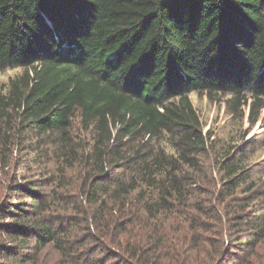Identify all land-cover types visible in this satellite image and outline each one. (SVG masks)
<instances>
[{
    "label": "trees",
    "instance_id": "16d2710c",
    "mask_svg": "<svg viewBox=\"0 0 264 264\" xmlns=\"http://www.w3.org/2000/svg\"><path fill=\"white\" fill-rule=\"evenodd\" d=\"M9 68L21 72L0 84L2 166L17 153L38 166L52 158L61 172L81 165L96 223L106 207L115 214L102 220V237L125 234L134 254L162 246L148 264H189L157 228L168 214L191 211L195 247L205 203L220 205L211 192L200 197L206 138L190 98L229 95L235 107L252 99L251 113L263 106L264 0H0V71ZM75 117L90 141L72 135ZM239 154L219 163L218 201L229 198L235 225L252 226V245L264 237V200L250 205L258 189L234 197L251 171L235 162ZM51 177L18 186L26 201L11 192L17 201L1 213L14 218L6 232L16 240L0 244L1 255L28 261L29 240L68 256L82 245L67 241L79 221L67 224L55 212L58 192L43 190ZM134 219L146 238L127 235Z\"/></svg>",
    "mask_w": 264,
    "mask_h": 264
},
{
    "label": "rangeland",
    "instance_id": "374dc122",
    "mask_svg": "<svg viewBox=\"0 0 264 264\" xmlns=\"http://www.w3.org/2000/svg\"><path fill=\"white\" fill-rule=\"evenodd\" d=\"M20 72V68L0 71V84ZM190 100L206 138L204 156L201 157V162L204 164V177L201 181L204 187V196L200 197L205 201L207 200L206 192H211V199L220 205L217 207L214 204L205 203L208 211H205L202 220L204 230L196 229L201 239L196 240L198 243L195 247H193V240H189L191 232L188 231L190 228L187 224V218L194 214L191 211H183L182 215L168 214L160 219L162 223H158L157 230L170 241L171 251L174 248L184 259L190 258L189 264H264V237L255 244L247 243L245 238H249L250 231H253L252 226L240 223L235 225L236 222L231 221L233 215L231 212L234 208L228 203L229 198H226L222 203L218 201L221 177V173L218 172L219 163L232 155L236 157L240 153L235 162L240 161L242 167L251 169V171H249L250 175L246 184L236 190L234 197L240 199L252 192H255L254 195H256V189H258L262 193L259 194L261 197L250 205L256 207L263 203L264 145L260 141L264 139V103L262 107H259V103L256 104L255 111L251 113L252 99H242L237 107L232 105V98L229 95L223 94L211 97L193 94ZM72 126V135L76 140L80 137L85 138L84 141H90L89 133L81 129L78 117L74 118ZM81 143L79 142V144ZM46 160L44 164L38 166L27 161L25 154L17 153L7 167H3L0 162V226L4 227L0 229V244L9 247L16 240L9 232H6V228L14 227L16 223L14 218L8 215L10 213H1L7 203L10 201L14 203L16 200L13 197L19 193L14 190L30 180H36L40 184L44 178L54 174L55 177L51 178L56 179L55 184L44 187L43 190L49 193L58 192L59 200L58 202L55 200L56 203H54L56 205L55 212L63 218L65 217L67 224L71 220L79 221V225L72 228V233L68 236L67 241H80L82 245H78V249L72 253L73 255L68 256L58 251L52 243H46L41 247H32L33 241L29 240L27 245L31 250V255L28 261L18 260L17 256L19 255H15V259L0 253V264H87L86 257L88 260L89 258L100 260L102 264H146V262L148 264L151 260L156 259L158 250L162 246L155 251L152 249L148 253L134 254L131 248L126 249L130 242L125 240V234L117 235L118 233L114 232L116 235H113L114 233L109 231L105 237H102L103 232L100 227L104 225L102 220L114 219L115 214L109 207H106L101 213L100 225L96 223L98 221L96 212L99 206L85 202L83 199L84 171L82 166L74 163L71 168L64 166L63 172H61L62 168L56 167L58 165L54 159ZM40 178L41 181H39ZM11 192H14L13 197ZM44 192L41 193L42 197L38 196V199L44 198ZM18 197L23 201L27 200V197L23 195L19 194ZM240 202L242 201L240 200ZM95 215L96 220L91 221ZM141 216L144 218V215ZM133 221L134 223L128 226L132 233L127 235L129 237L136 235V239H139L138 237H142L144 231L138 230L140 225L138 220L134 219ZM148 225L152 226V223H148ZM262 234L264 236V229ZM148 235L144 233L145 238ZM117 238L119 239L118 243ZM152 253L154 254L152 255ZM172 255L174 256V250ZM168 261V259H160L159 263L164 264Z\"/></svg>",
    "mask_w": 264,
    "mask_h": 264
}]
</instances>
